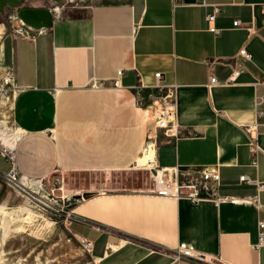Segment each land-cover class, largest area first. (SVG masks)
Returning <instances> with one entry per match:
<instances>
[{
	"label": "crops",
	"instance_id": "1",
	"mask_svg": "<svg viewBox=\"0 0 264 264\" xmlns=\"http://www.w3.org/2000/svg\"><path fill=\"white\" fill-rule=\"evenodd\" d=\"M263 1L89 0L61 6L34 39L11 31L2 37L1 59L15 85L11 118L19 137L11 151L20 181L58 170L128 169L148 141L165 170L219 173L214 193L197 202L143 191L77 200L67 225L92 242L97 264H264V246H255L264 219ZM214 5L218 33L205 19ZM236 19L253 33L233 27ZM234 67L236 79L222 84ZM211 76L219 81L212 86ZM167 88L179 135L155 127L147 136L150 109L139 102L148 105ZM9 167L0 154V204L14 206ZM241 175L263 189L257 193Z\"/></svg>",
	"mask_w": 264,
	"mask_h": 264
},
{
	"label": "rangeland",
	"instance_id": "2",
	"mask_svg": "<svg viewBox=\"0 0 264 264\" xmlns=\"http://www.w3.org/2000/svg\"><path fill=\"white\" fill-rule=\"evenodd\" d=\"M87 1L89 0H74L65 5L78 6ZM63 4L57 7V4L51 0H27L26 6L59 9ZM16 12L17 8L7 7L4 15L0 14V50L1 40L6 32L18 34L17 27L21 22L17 19ZM238 54L242 56L239 52ZM1 64L3 62L0 54V67ZM209 85H214L210 83V79ZM160 96L158 93H153L149 97L148 105H142L140 101V107L149 108L153 114L161 106L158 98ZM8 103L9 109H12L11 99ZM0 121L5 122L12 133H18L12 122L11 112L0 115ZM155 127L154 119L145 125L147 136L153 135V130H157ZM12 147L9 151L13 153ZM147 147L149 155L143 156H150L152 160L146 165L133 162L128 169L112 171L58 170L45 178L37 179L38 181L26 180L25 183L29 185L25 184L22 186L23 189H13L9 186L18 203L14 206L9 205L12 209H6L5 213L0 212V264H97L91 252L85 251L79 238L69 230L67 215L77 200H83L76 196L83 192H92L96 195L143 191L148 194L153 184L151 171L135 168V166L150 168L156 163V151L153 145L150 143ZM2 148L5 147L0 139V151ZM5 152L7 153L6 150ZM34 181H37L35 183L37 189L32 187ZM27 210L30 211L29 214Z\"/></svg>",
	"mask_w": 264,
	"mask_h": 264
},
{
	"label": "built area",
	"instance_id": "3",
	"mask_svg": "<svg viewBox=\"0 0 264 264\" xmlns=\"http://www.w3.org/2000/svg\"><path fill=\"white\" fill-rule=\"evenodd\" d=\"M63 5L65 3H71L74 0H61ZM198 5L207 6L204 0H198ZM261 10L264 12V1L261 4ZM219 12V7L214 5L210 12L205 14V19L208 23V30L212 33H218V29L214 25V20ZM233 27L236 26H244V28L248 31V33H253L254 29L252 25H243L239 19L233 21ZM40 30H35L32 27L26 26L21 23L17 27V33L25 38L34 39L36 34ZM240 55H242L246 60L250 59V54L244 49L239 50ZM0 67V115L10 113L11 109H9V100L14 92V81H13V71L10 67L1 64ZM240 72V68H234L230 75L221 83L228 84L234 81L237 75ZM120 74V71H119ZM160 73H155V77L157 80L160 78ZM219 82L216 80L214 76L210 78L211 84H216ZM261 83H264V78L260 79ZM173 89L167 88L165 93L162 94L159 98V102L161 104L158 111L153 113V117L156 123V127L161 129L165 135L170 137H177L179 135V128L173 119ZM260 99L264 100V95L260 97ZM159 107V105H158ZM254 127L249 126L248 131ZM256 148V143L253 144ZM0 154L6 158L9 162V170L6 175V183L8 186L13 189H23L22 185L19 181V176H17L16 170V161L14 153L8 151V153L4 154L3 151H0ZM255 155V154H254ZM252 165H256V158L254 157L251 160ZM151 171V176L153 178L152 187L148 190L149 195L159 196V197H170V198H185L191 202H197L208 195H212L214 193V188L219 181V173L217 170H210L206 168H200L196 171V175L191 174L190 172H186L183 170H165L164 168L159 167L156 163L149 168ZM239 180L242 182L254 184L257 188V193L263 189V184L258 180H252L246 175H241ZM20 191V190H19ZM253 202L257 207H262L257 200V194L252 198ZM71 215V211L68 213V218ZM67 218V219H68ZM258 228V241L255 246H264V219H259L257 221ZM83 248L88 253L92 251V242L85 238H79Z\"/></svg>",
	"mask_w": 264,
	"mask_h": 264
},
{
	"label": "water",
	"instance_id": "4",
	"mask_svg": "<svg viewBox=\"0 0 264 264\" xmlns=\"http://www.w3.org/2000/svg\"><path fill=\"white\" fill-rule=\"evenodd\" d=\"M59 7L62 4L61 0H51ZM27 0H0V14L4 15L5 8H17L16 17L19 21L35 30L49 29L53 25L55 19V10L50 7L26 6ZM78 198L87 200L94 196L92 192H83L81 195H76Z\"/></svg>",
	"mask_w": 264,
	"mask_h": 264
},
{
	"label": "bare ground",
	"instance_id": "5",
	"mask_svg": "<svg viewBox=\"0 0 264 264\" xmlns=\"http://www.w3.org/2000/svg\"><path fill=\"white\" fill-rule=\"evenodd\" d=\"M51 8V7H50ZM54 8V10L56 9V7H53ZM56 11L59 13V9H56ZM55 11V13L57 14V12ZM44 30V29H43ZM217 79V78H216ZM15 88V87H14ZM147 117H148V122H150L151 120H153L154 119V117H153V114H152V112L149 110V111H147ZM19 134L18 133H15V132H11V130L9 129V128H7L6 127V125H5V122H3V121H0V139L2 140V142H3V146L4 147H11V146H13L14 145V143H15V140H17L16 138H18L19 136H18ZM18 136V137H17ZM150 144V142L148 141V143H147V145H146V147H145V149H144V151H143V154L142 155H149V149H148V145ZM4 153V152H3ZM152 159L150 158V156H142L138 161H137V163L138 164H140V165H146V164H148L150 161H151ZM169 170H171V169H169ZM174 170V169H173ZM29 179V178H28ZM26 180V179H25ZM38 181V180H37ZM37 181H34V183H32L33 184V186L32 187H35V189H37L38 188V186L35 184V183H37ZM24 182V184H22L21 182H20V184L22 185V186H25V184L27 183V181H26V183H25V181H23ZM27 185H29V184H26V186ZM24 188V187H23ZM22 207V206H21ZM6 209H12L8 204H2V205H0V212L1 211H3L4 213H5V211H6ZM22 209H24L25 210V208H22ZM28 214H29V212L30 211H26ZM32 214V213H31ZM8 215V214H7ZM186 253H188V252H186ZM189 254V253H188Z\"/></svg>",
	"mask_w": 264,
	"mask_h": 264
}]
</instances>
